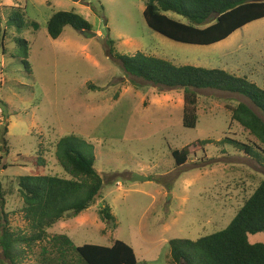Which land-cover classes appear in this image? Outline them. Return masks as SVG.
I'll return each mask as SVG.
<instances>
[{
  "label": "rangeland",
  "instance_id": "rangeland-1",
  "mask_svg": "<svg viewBox=\"0 0 264 264\" xmlns=\"http://www.w3.org/2000/svg\"><path fill=\"white\" fill-rule=\"evenodd\" d=\"M145 3L0 0V28L6 31L5 50L0 51V225L29 232L18 178L32 172L66 176L55 156L65 135L93 145L95 168L104 179L94 203L78 216L58 221L48 229L49 236L66 234L75 246H110L119 239L132 246L138 261L149 264H173L171 239H196L227 227L264 179V159L257 162L241 148L220 142L229 138L259 144L231 119L240 102L264 119L249 99L195 89L197 123L184 127V89L133 77L117 58L142 52L177 66L220 68L264 89V18L221 42L193 45L150 29L143 17ZM17 6L26 13L22 29L7 23ZM57 11L82 15L93 25L91 34L67 26L51 38L47 21ZM166 14L186 22L176 13ZM20 40L28 42L27 54ZM203 140L208 142L192 145ZM187 145V160L177 166L172 151ZM36 156L44 159L42 167L34 166ZM134 173L149 179L134 182ZM101 205L109 207L114 223L101 219ZM248 239L264 244V232ZM35 260L32 254L24 263ZM0 264H8L1 250Z\"/></svg>",
  "mask_w": 264,
  "mask_h": 264
},
{
  "label": "trees",
  "instance_id": "trees-1",
  "mask_svg": "<svg viewBox=\"0 0 264 264\" xmlns=\"http://www.w3.org/2000/svg\"><path fill=\"white\" fill-rule=\"evenodd\" d=\"M176 13L186 22L171 18ZM216 14H219L215 20ZM143 17L148 27L176 42L212 45L228 38L246 24L264 18V1L260 0H146ZM8 25L22 29L26 25L24 8L17 6L8 17ZM36 26V23H33ZM91 32L93 25L73 11H57L47 21V31L57 39L65 27ZM6 31L0 28V51L5 50ZM27 54L26 40H20ZM111 51V50H110ZM123 70L136 78L160 87L183 88L182 125L194 128L197 123L195 89L211 88L237 93L249 99L264 115V89L246 77L236 76L220 68L191 65L177 66L170 61L142 52L117 55ZM28 67V63L25 62ZM231 119L259 142L252 146L224 138L244 150V154L262 163L264 157V119L246 103L231 110ZM195 141L192 145H205ZM3 144H8L4 139ZM4 147V146H2ZM191 147V146H190ZM189 146L172 151L177 166L183 165ZM253 154L251 155V153ZM56 159L66 176L32 172L18 178L23 218L28 233L1 224L0 250L8 264H149L138 261L132 246L114 239L110 246L89 244L75 246L66 234L49 236L48 229L66 217H76L95 201L103 185V176L95 168L93 145L75 135H65L56 144ZM36 167L43 166L42 157H34ZM3 156L0 154V162ZM2 210V209H1ZM101 219L115 222L108 206L101 205ZM264 232V179L244 199L227 227L196 239L169 240L173 264H264V244L249 242L248 235ZM39 245L36 251V246Z\"/></svg>",
  "mask_w": 264,
  "mask_h": 264
},
{
  "label": "water",
  "instance_id": "water-1",
  "mask_svg": "<svg viewBox=\"0 0 264 264\" xmlns=\"http://www.w3.org/2000/svg\"><path fill=\"white\" fill-rule=\"evenodd\" d=\"M260 1H264V0H260ZM219 14H216L215 16H214V20H215V18L218 16ZM83 33H85V35H89V34H91L90 32H83ZM94 35H95V33H93ZM149 178L147 177V176H143V175H139V174H137V173H134L133 175H132V177H131V180L132 181H134V182H136V181H146V180H148Z\"/></svg>",
  "mask_w": 264,
  "mask_h": 264
}]
</instances>
